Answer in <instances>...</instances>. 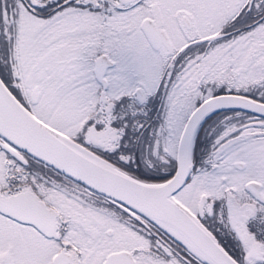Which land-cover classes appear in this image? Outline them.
Here are the masks:
<instances>
[{"label": "snow or ice", "instance_id": "1", "mask_svg": "<svg viewBox=\"0 0 264 264\" xmlns=\"http://www.w3.org/2000/svg\"><path fill=\"white\" fill-rule=\"evenodd\" d=\"M0 264H264V0H0Z\"/></svg>", "mask_w": 264, "mask_h": 264}]
</instances>
